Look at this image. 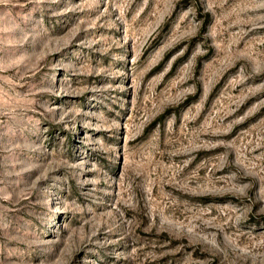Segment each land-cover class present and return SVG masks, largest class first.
Here are the masks:
<instances>
[{
  "label": "rangeland",
  "instance_id": "obj_1",
  "mask_svg": "<svg viewBox=\"0 0 264 264\" xmlns=\"http://www.w3.org/2000/svg\"><path fill=\"white\" fill-rule=\"evenodd\" d=\"M0 264H264V0H0Z\"/></svg>",
  "mask_w": 264,
  "mask_h": 264
}]
</instances>
